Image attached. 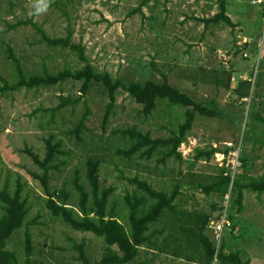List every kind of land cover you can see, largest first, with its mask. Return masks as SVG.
Returning a JSON list of instances; mask_svg holds the SVG:
<instances>
[{
	"label": "rangeland",
	"instance_id": "rangeland-1",
	"mask_svg": "<svg viewBox=\"0 0 264 264\" xmlns=\"http://www.w3.org/2000/svg\"><path fill=\"white\" fill-rule=\"evenodd\" d=\"M59 2L0 0V191L6 186L13 192L19 186L27 201L25 224L34 247L29 256L32 262L81 264L76 259L75 247L82 241L87 243L92 261L98 260L103 251L102 238L72 230L45 208L43 186L35 177L41 175L42 169L28 152L42 160L44 140L50 134L63 150L53 163L56 167L48 172L50 191L64 188L75 203L72 178L78 172L80 182L86 186L85 161L98 157L102 161L100 186L114 188L108 209L112 207L123 215L122 223L126 217L122 197L135 189L130 179L136 177L155 189L170 191L179 174L195 173L206 181L217 175L222 157L214 155L208 162H194L196 149L213 146L223 150L233 144L235 149L223 157L234 168L235 176L258 178L263 174L264 149L259 144L264 130V0H227V15L234 27L213 23L204 27L194 19L213 16L217 12L215 0H148L144 5H140L143 0H73L69 6ZM138 5L140 12L130 14ZM27 20L50 38L64 37L69 25L71 40L84 47L88 62L97 72H106L125 82L161 81V74H165L178 90L199 101H216L222 116L195 120L186 141L178 148L180 160L162 161L161 150L149 159L127 158L122 153L128 147L122 130L135 126L142 133L148 132L151 138H163L180 119L169 118L164 104H158L151 115L143 116L139 113L140 105L119 89L113 115L102 128L100 115L108 98L102 87L94 84L82 98L86 99L91 114L77 140L69 131L82 116V101L75 107L52 113L58 103V88L4 90L3 80L7 85L13 83V66L5 51L6 44L13 48L16 57L22 58L26 75L41 74L43 65L48 71L59 70L63 63L76 69L83 65L73 53L40 42V35L31 25L11 27ZM214 71L219 77L222 72H229L234 84L239 79L249 80L247 101L241 103L232 91L215 86ZM79 86V82L66 81L62 92L77 95ZM221 200L217 194L206 196L189 191L186 201L179 200L178 205L186 206L188 211L213 214L211 206H220ZM228 200L231 205L230 196ZM230 214L237 234L233 233L234 237L229 231L224 232L225 252L239 251L250 264H264V192L244 190L242 211L236 213L231 205ZM179 229L178 234L183 232ZM23 235L22 228L7 244L16 253L18 264H26ZM188 245L183 248L188 249ZM145 258L141 254L138 260ZM152 264H184V261L157 254Z\"/></svg>",
	"mask_w": 264,
	"mask_h": 264
},
{
	"label": "trees",
	"instance_id": "trees-1",
	"mask_svg": "<svg viewBox=\"0 0 264 264\" xmlns=\"http://www.w3.org/2000/svg\"><path fill=\"white\" fill-rule=\"evenodd\" d=\"M59 1L62 6H69L73 0H57V2ZM147 1L143 0L140 5H144ZM215 1L217 12L213 16L206 19H194L202 22L204 27L211 23L234 27L227 15V0ZM140 5L130 14L140 12ZM62 13L68 17L64 10ZM21 25H31L40 35V42H44L50 48L56 47L73 53L83 65L76 69L67 67L63 63L57 71H48L43 65L41 74L32 72L26 75L22 68V58L16 57L13 48L6 44L5 51L13 66V83L7 85L3 80L4 90L37 91L39 89L58 88V95L55 96L58 103L51 109L52 113L66 107H75L82 101L84 104L82 116L69 131V134L74 135L77 140H80V134L85 129L88 116L91 114L86 105V99L82 98L87 95L94 84L102 87L108 98L100 115L102 128L106 127L113 115L112 109L115 104L116 92L119 89L126 92L136 104L140 105L139 113L143 116L151 115L158 104H164L167 111L166 115L169 118L180 119V121L175 122L174 127L169 129L168 135L163 138H151L148 132L142 133L136 130L135 126L122 130L120 133L128 144L127 149L122 153L127 158L138 156L149 159L156 151L161 150L162 161L169 158L180 160L181 154L178 148L186 141L195 120L200 117L222 116L216 101L195 99L172 86L165 74H161V81L146 79L145 81L125 82L120 78L113 79L106 72H97L88 62L84 47L71 40L72 30L69 25L66 27V35L58 38L48 37L31 20L16 22L11 27L15 28ZM212 75L215 86L222 85L225 90L232 91L239 99L249 96L251 89L249 80L239 79L234 84V79L229 72H222V76L219 77L214 71ZM66 81L80 83L77 95L63 94L62 86ZM44 143L45 154L42 160L33 153L28 152V154L33 162L42 169L41 175L35 177L43 186L46 196L44 199L45 208L52 217L58 218L72 230L91 233L103 240V251L100 258L95 261L91 260L87 243L82 241L75 247L78 251L76 259L81 264H152L157 254H166L170 259H181L184 264H250V261L244 259L239 251L225 252L227 247L224 241V232L229 231L234 236L230 206L232 205L238 214L242 211L244 190L256 194L264 192V172L258 178L246 175H234L231 178V166L223 160V165L217 166L218 174L208 177V181L200 179L195 173H187L182 176L179 174V180L173 184L170 191L155 189L150 183L135 177L129 180L135 185V189L130 193H125L122 197L124 212H126L125 221L122 223L120 220L123 219V215H119L112 207L108 209L109 198L114 188L100 186L101 159L91 157L85 161L86 186L80 182L78 172H75L72 185L76 193V202L73 203L71 194L66 189L55 188L50 191L48 172L50 168L56 167L53 163L63 153V150L61 143L52 134L44 140ZM259 146L264 149V130ZM235 147L231 144V146H225L223 150L213 146L196 149L193 160L194 162H208L216 153L220 152L227 156ZM181 188L188 192L199 191L206 196L212 193L217 194L221 199L229 193L232 199L228 208V218L231 225L224 230L218 246H216L207 225L211 219L216 220L219 217L221 204L220 206L214 204L211 206V212L215 211L213 214L199 210L185 211L175 204ZM28 210L29 206L26 199L22 197L19 186L13 192H9L6 186L3 187L0 191V264H18L16 253L9 250L7 244L11 237L22 228L24 235L21 243L26 254L25 263L37 264L29 259V256L33 254L34 247L31 233L25 224ZM169 220H172L171 224ZM176 223L179 226L181 224L184 228L179 227L184 234L183 232L176 233V229L180 230ZM187 244H189L188 249L183 248ZM141 254L146 258L140 261L138 259ZM147 255H151V257L147 258Z\"/></svg>",
	"mask_w": 264,
	"mask_h": 264
},
{
	"label": "built area",
	"instance_id": "built-area-1",
	"mask_svg": "<svg viewBox=\"0 0 264 264\" xmlns=\"http://www.w3.org/2000/svg\"><path fill=\"white\" fill-rule=\"evenodd\" d=\"M227 146H231V145H227ZM233 155H235V153H232ZM220 155L222 157L221 161L222 164L220 166L223 165V160L225 156L223 153H216L215 156ZM238 158V157H237ZM236 158V161H237ZM227 164V163H226ZM230 174H231V178L234 177V168L231 166L230 167ZM229 193L226 194L223 198H222V203H221V208H220V213H219V217L215 220V219H211L207 225V228L209 229V231L211 232L213 239L215 241L216 246H218L222 234L224 232L225 229L230 227V220L228 218V208H229Z\"/></svg>",
	"mask_w": 264,
	"mask_h": 264
},
{
	"label": "crops",
	"instance_id": "crops-1",
	"mask_svg": "<svg viewBox=\"0 0 264 264\" xmlns=\"http://www.w3.org/2000/svg\"><path fill=\"white\" fill-rule=\"evenodd\" d=\"M187 197H188V191H186L184 188H181L180 189V191H179V195H178V197H177V199L175 200V204L177 205V206H179L178 204H179V200H181V202H183V201H186V199H187ZM187 204V202L185 203V205ZM183 210H187V208H186V206H180ZM188 211V210H187ZM207 213V212H206ZM184 217H185V215H184ZM186 220V219H185ZM165 256H167L166 254H164Z\"/></svg>",
	"mask_w": 264,
	"mask_h": 264
},
{
	"label": "clouds",
	"instance_id": "clouds-1",
	"mask_svg": "<svg viewBox=\"0 0 264 264\" xmlns=\"http://www.w3.org/2000/svg\"><path fill=\"white\" fill-rule=\"evenodd\" d=\"M245 101H247V98H242L240 102L242 103V102H245Z\"/></svg>",
	"mask_w": 264,
	"mask_h": 264
}]
</instances>
